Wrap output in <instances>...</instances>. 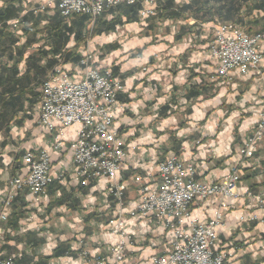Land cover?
<instances>
[{
	"label": "crops",
	"instance_id": "obj_1",
	"mask_svg": "<svg viewBox=\"0 0 264 264\" xmlns=\"http://www.w3.org/2000/svg\"><path fill=\"white\" fill-rule=\"evenodd\" d=\"M195 1L162 0V15L158 12L145 24L122 16V27L95 39L104 49L99 66L111 69L124 86L115 128L125 138L127 159L118 178L127 183L124 198L133 206L139 189L134 177L153 183L157 165L173 153L195 167L194 178L200 181L217 182L237 167L238 197L227 198L224 210L217 198L196 201L188 222H207L222 212L216 252H230L228 264H264V210L254 199L264 187V137L254 158L239 155L264 110V60L258 71L215 78L208 50L216 26L230 21L225 18L230 3L238 8L246 2ZM41 2L0 0V211L10 180L25 174L26 152L47 151L54 168L65 175L38 199L27 189L17 195L8 220L0 225V256L12 257L16 264H92L97 256L112 263L109 249L116 239L104 217L114 205L104 194L106 181L80 187L74 179L70 144L79 125L65 131L63 148L55 150L58 131L50 133L36 121L33 96L59 57L48 27L62 18L58 10L47 17L36 15L33 10ZM253 3L249 0L248 6ZM112 10L108 20L121 13L120 8ZM232 22L249 35L264 30L263 16L248 12L245 5ZM65 47L70 49V42ZM105 47H110L109 53ZM65 68L81 73L78 64ZM127 224L133 237L128 264H146L170 251V235L153 219H128ZM84 240L88 260L77 251V243L84 245Z\"/></svg>",
	"mask_w": 264,
	"mask_h": 264
},
{
	"label": "built area",
	"instance_id": "obj_2",
	"mask_svg": "<svg viewBox=\"0 0 264 264\" xmlns=\"http://www.w3.org/2000/svg\"><path fill=\"white\" fill-rule=\"evenodd\" d=\"M141 6L142 18L154 17L158 7L154 0H42L33 10L43 15L58 10L64 18L87 14L98 17L105 11L119 6ZM264 32L248 35L233 23L216 27L210 46V56L215 63V76L228 79L233 73L247 75L258 71L264 54L261 52ZM80 66L82 77L58 66L40 90L38 124L50 133L58 131L54 149L64 145L65 131L79 125L76 139L70 144L74 179L83 187L90 181H106L104 194L113 205V219L107 225L115 242L110 247L112 263L103 256L94 257L92 264H128L127 247L133 244L128 229L129 219H153L170 235L172 243L167 254L152 257L146 264H228L231 253L216 252L218 229L224 216L219 212L207 222L191 220L190 208L196 201L217 198L222 210L225 200L238 197L237 189L241 173L237 167L217 182L199 181L194 178L195 167L185 164L173 153L156 168L153 183H145L141 176L134 177L139 185L138 201L125 207L124 196L128 185L118 178L127 159L125 138L115 128L117 111L122 109L118 96L124 90L122 80L110 70L90 65L86 55ZM264 137V110L251 137L239 150L243 159H251ZM25 174L10 180L8 195L2 203L0 225L8 220V211L14 199L27 189L36 199L45 194L55 181L64 178L65 171H57L47 151H28L23 155ZM255 202L264 210V187L254 196ZM127 217V218H126ZM81 258L88 260L82 241L77 243ZM0 264H16L12 257L0 256Z\"/></svg>",
	"mask_w": 264,
	"mask_h": 264
},
{
	"label": "trees",
	"instance_id": "obj_3",
	"mask_svg": "<svg viewBox=\"0 0 264 264\" xmlns=\"http://www.w3.org/2000/svg\"><path fill=\"white\" fill-rule=\"evenodd\" d=\"M204 1H208V0H204ZM213 1L216 3L217 2L221 3V0H213ZM248 1L249 0H245L246 3H239L238 8L235 7L236 3H230V7L228 8L225 14V18H227V20H230V21H226V22H232V20H234L235 17H237L239 11H242L243 5L246 6V10L250 13H252L253 9H257V8H259V10L263 9V12H264V8H261L262 5L259 4V3H264V0H255V3H253L251 7L248 6ZM194 3H198V0H196ZM120 9H121L120 10L121 13L118 14L117 17L114 16L113 19H109V20L106 17L115 13L116 10L111 9V10L105 11V13L103 14L104 17L99 20L98 27L94 31L95 36H98L106 32L114 31L118 26L122 24L123 18H126V20H128L129 22H136L138 20V12L140 10L139 5L132 6V7H122ZM221 11H222V7L219 9V12H217L218 15L221 14ZM160 13L161 15L164 13L163 8L161 9V11H159V14ZM87 19L88 18L86 17H77V19L73 21L70 28L66 27L63 24L64 23L63 18H59V19L57 18L52 21L51 25L48 27V30H49L52 40L54 41V45L56 47L54 49V53L55 54L59 53V56H60L59 57L60 59H58V61L56 58L55 60H53V62L55 63L54 65L56 66L66 65L68 63L77 62V60H78L77 64L79 63L80 59H78L75 52H73L76 49H73V50L67 49L65 45L68 42H70V38L72 37V35L74 36L73 38L74 40L73 42L75 44L74 48H76L77 46L81 47L82 44H85V42L87 41V36L84 33L85 32L84 27H85ZM262 32H264V30ZM46 79L47 77L41 82L40 87L42 86V84L45 82ZM39 96H40L39 93L34 94L33 96L34 101L38 102ZM54 183H56V181ZM57 254L59 255V253Z\"/></svg>",
	"mask_w": 264,
	"mask_h": 264
},
{
	"label": "rangeland",
	"instance_id": "obj_4",
	"mask_svg": "<svg viewBox=\"0 0 264 264\" xmlns=\"http://www.w3.org/2000/svg\"><path fill=\"white\" fill-rule=\"evenodd\" d=\"M154 2L156 3V5H157V7H158V12L159 11H161L160 9L162 8V6H163V2H162V0H154ZM162 2V3H161ZM259 4H261L262 6H261V8H264V3H259ZM137 5H139V4H137ZM137 5H135V6H137ZM140 6V5H139ZM122 7H132V6H127V5H123V6H119V7H117V8H122ZM117 8H113V9H117ZM140 10H141V6H140ZM140 10H139V12H138V23H141V24H145L146 23V20L147 19H149V18H142L141 16H140ZM252 12L254 13V14H261L262 16H263V18H264V12H263V9H261V10H259V8H257V9H253L252 10ZM105 13V12H104ZM103 13V14H104ZM103 14L102 15H100V16H98V17H92L91 15H87V14H83L82 16H80V17H86V18H88L87 19V21H86V24H85V27H84V30H85V32H84V30H83V32L85 33V35L87 36V41L85 42V44H82V46L81 47H76V48H74L75 47V44H74V40H73V38H74V36L72 35V37L70 38V49L71 50H73V49H76V56H77V58L78 59H80L79 60V63H78V65H79V67H80V69H81V73L79 74V72H74V73H71V75L72 76H76V77H82L83 76V72H84V69L80 66V63H81V61H83L85 58V56L86 55H88V56H92L93 58L92 59H90V58H87L88 59V61H89V64L90 65H94V66H96V67H99L100 69H102V70H110L111 72H113L111 69H109V68H102V67H100L99 66V62H97V61H99L103 56H104V54H103V52H104V49H101L100 48V46L98 45V43H96L95 42V39L96 38H98V37H101V36H107V35H110L111 34V32H106V33H103V34H100V35H98V36H95L94 35V31H95V29L98 27V23H99V20L101 19V18H103L104 16H103ZM49 15V13H46V14H43V15H40L39 14V16H43V17H47ZM157 15H158V13H157ZM62 18H63V20H64V25L66 26V27H68V28H70V26L72 25V23H73V21H75L77 18H64L63 16H61ZM151 19H153V17H150ZM106 19V18H105ZM150 19V20H151ZM224 23H233V24H235V25H237L236 23H234V22H224ZM219 25L220 24H223V23H218ZM123 25H121V27H122ZM238 27H240L239 25H237ZM217 27V26H216ZM242 29V28H241ZM151 32H153V30H151ZM261 33V32H260ZM249 35V34H248ZM214 39V38H213ZM96 43V44H95ZM212 44V43H211ZM262 46H263V44H262ZM108 49H110V47L108 48V47H105V52L106 53H109V50ZM210 54H211V52H210V47H209V50H208V56L210 57V59L212 60V58H211V56H210ZM60 57V56H59ZM59 57H57L56 59H57V61H58V59H60ZM213 61V60H212ZM77 62H78V60H77ZM77 62H72V63H68L69 65H72V66H76L77 65ZM213 64H214V61H213ZM58 66H60V67H62V69H65V70H67L66 68H65V66L66 65H55V67L53 68V71L55 70V68L56 67H58ZM214 67H215V64H214ZM53 71L51 72V73H53ZM67 71H69V70H67ZM69 72H71V71H69ZM251 72V71H250ZM51 73L48 75V77L51 75ZM48 77H47V79H48ZM216 78V77H215ZM46 79V80H47ZM45 80V81H46ZM42 87V86H41ZM41 87H40V90H41ZM39 94H40V91H39ZM37 106H38V117H37V124H38V118H39V107H40V96H39V100H38V102H37ZM38 126H39V124H38ZM117 130V129H116ZM118 131V130H117ZM118 133L120 134V135H122V133H120L119 131H118ZM253 133V132H252ZM252 133L246 138V141H247V139L249 138V137H251V135H252ZM123 136V135H122ZM258 151V150H257ZM127 152V151H126ZM257 153V152H256ZM255 153V154H256ZM127 154V153H126ZM255 156V155H254ZM254 158V157H253ZM252 159V158H251ZM155 176H156V172H155V174H154ZM154 176V177H155ZM200 181V180H199ZM7 195H8V192H7ZM137 195H138V193H137ZM125 197V196H124ZM108 200V199H107ZM138 200V199H137ZM109 201V200H108ZM124 201H125V207H129L128 205H127V203H126V200H125V198H124ZM137 203V202H136ZM135 203V204H136ZM134 204V205H135ZM194 204V203H193ZM191 209V208H190ZM105 214H108V212H105ZM105 214H103V215H105ZM87 215V214H86ZM110 216V217H109ZM108 217H109V219H108ZM108 217L106 216V217H104L106 220H108L107 222H106V226L110 223V221L113 219V211H112V213L110 214H108ZM127 218V217H126ZM129 218H127V220H128ZM105 220V221H106ZM100 233V231H96V235H98ZM75 242H76V240H75ZM86 244V248H84V250H86L87 252H88V245H87V242H86V240H84V245ZM84 245H83V247H84ZM227 253H230V252H227Z\"/></svg>",
	"mask_w": 264,
	"mask_h": 264
}]
</instances>
